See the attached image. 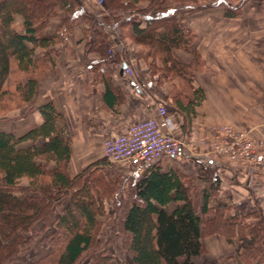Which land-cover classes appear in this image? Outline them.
<instances>
[{"label": "trees", "instance_id": "trees-1", "mask_svg": "<svg viewBox=\"0 0 264 264\" xmlns=\"http://www.w3.org/2000/svg\"><path fill=\"white\" fill-rule=\"evenodd\" d=\"M141 1L104 0V12L89 11L82 0H0V115L23 108L20 117L31 111L41 117L19 132L0 129V264H114L108 247L118 236L130 264H198L194 258L207 252L202 239L211 235L227 243L236 238L234 264H264V217L220 200L221 178L204 167L194 176L203 183L200 199L191 176L161 170L159 164L147 166L140 176L107 175L105 158L74 175L67 171L71 138L64 116L50 101L36 104L40 82L59 53L57 34L82 27L86 50L99 57L90 68L102 81V101L111 109L119 99L104 68L127 62H117L118 52L106 53L109 36L118 31L120 41L142 46L133 52L134 64L143 62L156 86L170 82V75L176 78L164 107L181 115L187 127L204 91L194 85L202 59L190 49L194 34L182 20L214 6H222L226 17H237L248 0H145L149 7L143 13ZM58 9L64 13L58 30L48 34L44 27ZM15 15L22 17L21 33L15 30ZM174 49L191 53V60L176 59ZM35 241L49 250L34 260ZM212 264L226 263L215 259Z\"/></svg>", "mask_w": 264, "mask_h": 264}, {"label": "crops", "instance_id": "crops-1", "mask_svg": "<svg viewBox=\"0 0 264 264\" xmlns=\"http://www.w3.org/2000/svg\"><path fill=\"white\" fill-rule=\"evenodd\" d=\"M95 1L82 0L89 11L96 10ZM63 14L58 9L44 31L56 33ZM182 22L194 34L190 49L198 51L202 59L201 69L194 72V85L204 91V98L187 127L181 115L174 111H167L165 115L158 113V108L166 105L169 85L156 86L150 82L143 62L137 66L132 60L128 62L132 66V75L123 73L122 66L104 68L103 72L106 71L110 84L117 89L119 99L113 109L108 107L102 101L104 85L94 77L90 68V63L99 57L86 50L82 27L72 26L63 35L57 34L55 48L59 53L40 82L36 104L50 101L64 116L71 138L69 175L78 173L93 160L104 158L102 141L105 137L124 133L134 121L151 116L157 118L162 130L182 131L191 139L201 125L212 122L228 123L264 139V1H248L237 17H226L222 6H214L189 13ZM14 24L15 30L21 33L20 15L14 16ZM172 54L183 62L192 58L191 53L180 49H174ZM40 120L37 111L19 118L20 123L27 124L26 128ZM10 129L14 128H4ZM183 158L186 157H166L159 166L164 171L176 169L191 176L199 167H204L216 173L222 184L231 181L227 188L232 199L244 201L251 194L264 208V186L254 182L248 168L195 157H189L194 165L190 166ZM117 166L121 169L132 167ZM144 171L145 168L139 169L138 175H143ZM250 184L255 186L254 193H249L247 187ZM202 241L207 250L209 243L220 248L224 245L215 236ZM36 244L40 243L35 241L30 250V257L34 260L49 250L42 244L45 253H34Z\"/></svg>", "mask_w": 264, "mask_h": 264}, {"label": "built area", "instance_id": "built-area-1", "mask_svg": "<svg viewBox=\"0 0 264 264\" xmlns=\"http://www.w3.org/2000/svg\"><path fill=\"white\" fill-rule=\"evenodd\" d=\"M112 40L120 42L115 35ZM123 70L124 73H133L126 63ZM158 113L165 115L167 111L164 106H160ZM102 152L112 164L140 169L159 164L166 157L184 156L214 161L225 159L264 178V139L228 123L201 125L196 136L191 139L182 131L162 130L153 116L142 118L131 123L124 133L105 137Z\"/></svg>", "mask_w": 264, "mask_h": 264}, {"label": "rangeland", "instance_id": "rangeland-1", "mask_svg": "<svg viewBox=\"0 0 264 264\" xmlns=\"http://www.w3.org/2000/svg\"><path fill=\"white\" fill-rule=\"evenodd\" d=\"M194 1L198 2L199 0H194ZM202 1H210V0H202ZM230 1L236 3L239 0H230ZM248 1L250 2L252 0H248ZM258 1H261V0H258ZM247 2H245L242 5V7ZM95 5H96V10L100 9V10H103L104 12H107V8H106V5L104 3V0H96ZM145 7H149L148 2L143 0L138 5V11L141 10V13H143L142 9ZM242 7H241V11H242ZM204 10H206V9H204ZM114 34H115V36L119 35L118 31H116ZM112 36H114V35H112ZM112 36L111 35L109 36V41H108L106 53L112 54L114 52H118V54H119L118 58L119 59L117 62H119V60L121 61L122 59L123 60L125 59L127 61V64H129L131 62V60L134 61L133 52L141 49L142 46L137 45L136 43H132V41L127 39V38L124 39L125 41L119 40L120 41L119 43H115L112 40ZM113 60H115V59H113ZM115 66H117V65H115ZM100 67L101 66H98L97 70H99ZM130 67L132 69V66H130ZM124 72H125V70H123V73ZM127 72H129V71H126V73H125L126 75H132V73L129 74ZM104 73L106 74L105 76L107 77L108 74L106 73V71ZM170 76L172 77V80L170 82L169 81L165 82L169 85L168 88H170V85L172 83L177 84L176 78L172 75H170ZM22 114H23V108L13 109L10 112H7L6 114H1L0 115V128L1 129L14 128L17 132L25 129L27 124L24 121L21 123L19 121L20 115H22ZM94 156L95 155L92 154V157H94ZM101 159H103V158H98L96 160H101ZM96 160H93V161H96ZM183 160H186L188 162L187 163L188 165H190V166L193 165V162L191 159H189V157L183 158ZM219 161H222V163L224 162L226 164L239 166L238 164L229 162L225 159H221ZM105 163H106V172L105 173L107 175L108 174L120 175V174L124 173L126 175L136 176V175H138V173H139L138 171L140 169L139 167H135V166L128 167V169H121L122 167L119 168V166L112 164L110 162H105ZM124 170H125V172H123ZM196 172H197V170L193 174L194 176H195ZM251 174H252L251 176H252L254 182H257L258 184H261L264 186V178L259 177L258 175H254L253 173H251ZM188 175L191 176V174H188ZM138 176H140V174ZM194 176H191L189 178V180L193 179L192 187L194 190V196H196V198L198 197L200 199V193H201V188L203 186V183L197 182L196 180H194ZM27 182L28 181L26 179H22L21 184L26 185ZM229 182H231V181L229 180L227 182H224V184L221 185V192L219 193V199L222 200L225 198L227 200L226 201L227 203L228 202L232 203L234 205V208L238 209L239 211L246 212V213L253 211V212H256L257 214L262 215L264 217L263 205H261V202L259 203V200L257 199L256 196H251V194H248L247 198H245L244 201H239V202L237 201V199L236 200L232 199V197L230 195H228L229 189L227 188V184ZM254 187L255 186L253 184L252 185L250 184V186L247 187L249 190V193H252V192L254 193V189H253ZM255 197H256V199H255ZM65 200L66 199H64V202H65ZM106 211L108 213H110V212L114 213V208H112V206H110V205H107ZM102 218H104V217H102ZM212 236L220 238L223 241L222 243H224V245H222V247L220 248L219 246H214V244L209 243L210 248L207 250V252L201 256L195 257L194 260L198 264H212L213 260H215V259L223 260L226 264H234L237 261V256H236V251H235V247L237 245L236 238H234L232 240V242H230V243H227V241L222 236H219V235L206 236L205 238H210ZM43 251L45 253V250H44V247L42 246V244H39V245L36 244V246L33 249L34 253H39V252L42 253ZM108 251L113 256L114 264H130V254H129L127 247L125 246V243L122 240L121 236H118L117 240L115 242L113 241L112 243L109 244Z\"/></svg>", "mask_w": 264, "mask_h": 264}, {"label": "water", "instance_id": "water-1", "mask_svg": "<svg viewBox=\"0 0 264 264\" xmlns=\"http://www.w3.org/2000/svg\"><path fill=\"white\" fill-rule=\"evenodd\" d=\"M122 68H125V64L122 65Z\"/></svg>", "mask_w": 264, "mask_h": 264}]
</instances>
